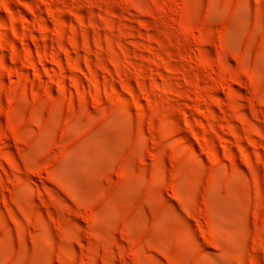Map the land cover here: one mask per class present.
<instances>
[{"label":"rangeland","instance_id":"rangeland-1","mask_svg":"<svg viewBox=\"0 0 264 264\" xmlns=\"http://www.w3.org/2000/svg\"><path fill=\"white\" fill-rule=\"evenodd\" d=\"M0 264H264V0H0Z\"/></svg>","mask_w":264,"mask_h":264}]
</instances>
